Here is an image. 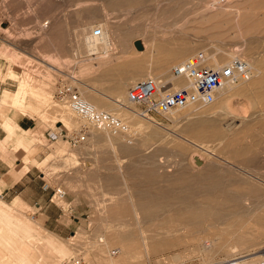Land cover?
<instances>
[{"label": "rangeland", "instance_id": "1", "mask_svg": "<svg viewBox=\"0 0 264 264\" xmlns=\"http://www.w3.org/2000/svg\"><path fill=\"white\" fill-rule=\"evenodd\" d=\"M110 1L0 0V24L4 29L8 28L5 37L9 41V45L0 51V57L9 61L10 69L14 67L15 73L21 68L26 77L32 78V74L40 76V80L21 81L20 97H12V108L20 110L26 104L28 96L39 95L44 113L37 115L45 127L50 129L49 132H56V127L61 126V123L57 126L55 123L59 121L70 130L77 128L78 119L67 105L55 99L58 80L68 74L78 80L77 88L84 100L98 110L110 112L127 123L131 130L130 134L116 137H108L93 130L88 142L78 149L71 148L64 140L50 142L42 137L38 142V148L40 146L42 149L37 154V162L41 163L33 160L24 162L29 167L35 166L38 172L44 174L47 186L66 191V199L58 200L55 197L52 200V204L63 215L62 222H73L69 209L71 202H74L73 206L83 204L84 209L81 210L83 214L77 215L79 219L75 220L72 233L69 230L55 233L45 225L46 218L39 215L36 208L18 202V208L24 216L38 223L36 227L26 221L27 228L32 230L34 226L37 237L50 235L59 243L54 245L51 240H40L35 244L36 250H40L42 255L49 254L47 264H72L77 260L81 264H105V255L120 250L116 242L129 243L135 250V260L126 264H139L143 261L145 264H221L228 259L233 246L236 248V258H241V261L258 256L264 258V0ZM177 12L183 13L175 16ZM45 22H49V25L44 27ZM103 25H108L111 30H122L121 34L128 40L130 47L133 49L139 48L138 45L145 46L141 48H146L145 54L138 55L137 52L130 51L129 54L116 56L114 52L109 59L104 58L103 54L94 57L82 54V40L78 34L84 30L92 32L95 28L101 29ZM184 44H188L190 49L180 52L177 59L174 51L169 53L163 50L164 46ZM223 51L241 52L246 57L257 58V68L262 71L261 76L251 82L252 85H248V90L229 101L219 98L212 105L192 107V110L187 108L168 119L155 116L153 121H148L139 119L133 111L123 110L119 104L102 96L105 94L113 101L119 100L121 104H125L128 89L135 84L129 81L137 64H141L138 69L151 66L154 74H157L155 67L169 64L166 74L171 79L172 68L190 57H195L201 63L208 60L213 66L214 59L220 66H224L236 58L225 57ZM11 78L16 80L17 76L11 75ZM161 80L165 81L164 78ZM119 87L123 88V99L117 97L116 91L121 89ZM12 89L15 91L16 87ZM21 97H24L23 103L18 102ZM111 107H114L113 112L109 111ZM200 115L203 116L201 119ZM214 117L222 118V121L218 120L220 129L225 132L222 139L225 140L224 144L222 140L213 139L210 134L212 129L201 128L199 124V120L206 118L211 123ZM188 120L191 121L187 125ZM9 130L11 131L10 126ZM180 131L185 132L181 135ZM229 145L232 149L236 148L230 150ZM16 150L17 148L12 153L19 159L22 153ZM200 154L202 159L199 158ZM85 156L90 157L85 159ZM193 158L194 160H189ZM195 159L201 165L195 164ZM79 170L85 173L97 170L100 175L98 179L102 183L96 188L79 192L80 188L75 183L79 178L72 176ZM198 180H201V184ZM182 188L187 190L182 191ZM205 188L212 192L204 190ZM166 189L167 193L175 191L172 192L173 201L172 194L166 197ZM202 189L212 195L207 196ZM150 190H153L152 193L156 192V197ZM186 191L188 192L185 193ZM163 192L166 196H162ZM182 193L187 200L181 196ZM186 194L200 198H190ZM150 196H154V199H149ZM165 197L171 198L169 203L165 202H168ZM190 199L194 201L190 202ZM199 199L204 208L209 202L207 210H211L199 208L196 202ZM203 199L205 201L201 202ZM12 202L0 197V205H12ZM195 202L197 205L193 204ZM188 207L196 209V212ZM189 212L193 215L197 213L194 215L197 217L206 215V218L202 217L204 221H201L198 217L197 220L191 213V216L188 215ZM198 212H202V215ZM209 212L212 213L210 217ZM213 214L215 218L211 219ZM151 220L155 221L150 223ZM159 221L165 224L162 228L163 238L173 246L165 251L156 247L160 246L159 239L153 238V231L158 227ZM163 230L173 233H169V236ZM104 236L110 245L108 254L101 253L99 249L104 243H99L98 239ZM2 240L0 247L3 249V244L11 247L12 251L21 245L19 241L20 245L18 243L19 246H15L17 238L10 240V243L4 238ZM209 244L212 250L210 256L203 251ZM64 247L67 249L66 253ZM5 254H0V261L1 255ZM263 258L258 263L263 264Z\"/></svg>", "mask_w": 264, "mask_h": 264}, {"label": "crops", "instance_id": "2", "mask_svg": "<svg viewBox=\"0 0 264 264\" xmlns=\"http://www.w3.org/2000/svg\"><path fill=\"white\" fill-rule=\"evenodd\" d=\"M7 29H4L0 24V51L4 46L9 45V41L5 37ZM13 70L14 67L10 69L9 61L0 57V197L13 201L12 205H0V240L3 243L2 239L4 238L7 243H10V240L17 238L14 241L15 246L20 245L19 241L21 245L12 251L10 250L11 247L3 244L4 249L2 246L0 247V254L4 252L6 254L1 255L0 264H47L49 254L42 255L40 250H36L37 245L35 244L40 240H51L54 245H59V243L50 235L37 237L34 226L37 227L38 223L24 216L18 208V202H23L27 207L36 208L39 215L41 214L46 218L45 225L55 233H63L66 230L72 233L75 228V220L79 219L77 215L83 214L81 210L84 209V206L83 204L73 206L74 202H71L69 209L73 222L70 224L63 223V215L50 199L51 192H45L43 189L44 174L38 172L35 166L29 167L24 162L25 160L37 162L39 157L37 154L42 149L40 146L38 148V142L42 137L50 141L47 137L50 129L45 127L37 115L44 113L39 95L28 96L26 104H23L20 110L12 108V97L14 95L20 97L19 85L21 81L40 80V76L37 74H32V78L24 76L21 68L17 73ZM11 75H16L17 79L14 80ZM14 87H16L15 91L12 89ZM104 97L110 99V96L105 95ZM23 99L24 97H21L18 102H22ZM60 123L62 124L61 121L56 122L55 125ZM16 148V152L22 153V157L19 159L12 153ZM89 157L85 156V159H89ZM72 176L79 178L75 180L76 186L80 188L79 192H84L87 188H96L102 183L98 179L100 175L97 170H90L86 173L79 170ZM26 221H30L34 225L32 230L27 228ZM1 250L5 251L2 252ZM66 251L67 249L64 247V253Z\"/></svg>", "mask_w": 264, "mask_h": 264}, {"label": "built area", "instance_id": "3", "mask_svg": "<svg viewBox=\"0 0 264 264\" xmlns=\"http://www.w3.org/2000/svg\"><path fill=\"white\" fill-rule=\"evenodd\" d=\"M94 36L102 35L100 28H95ZM249 65L241 59H233L229 64L207 70L203 64L194 59L187 60L172 68L171 74L175 79H182L186 85L180 88L166 89L162 80L147 78L132 85L127 92L128 101L134 115L143 120H154L155 116L164 119L174 113L189 107L208 106L215 103L216 94L229 84H236L249 79ZM75 76L65 74L58 80L55 99L68 106L78 119L79 126L68 129L64 124L57 131L49 132L47 137L51 142L66 141L73 149H78L88 142L92 131H99L108 137L130 134V126L110 112L98 110L85 101L78 88ZM45 192H51V200L57 197L66 199V191L54 190L44 184ZM116 255V252H113ZM264 264V258L262 260ZM72 264H81L77 260ZM232 264H237L234 262Z\"/></svg>", "mask_w": 264, "mask_h": 264}, {"label": "bare ground", "instance_id": "4", "mask_svg": "<svg viewBox=\"0 0 264 264\" xmlns=\"http://www.w3.org/2000/svg\"><path fill=\"white\" fill-rule=\"evenodd\" d=\"M112 1V0H111ZM110 1V2H111ZM135 1V0H134ZM144 1H146V0H144ZM131 2V1H130ZM182 4H184V3H182ZM121 5H123V4H121ZM128 5H130V3L128 4ZM133 5V4H132ZM166 5V4H165ZM115 6V5H114ZM167 6V5H166ZM122 7H124V5L122 6ZM170 7V6H169ZM120 8V7H119ZM118 8V9H119ZM179 8V7H178ZM146 9V8H145ZM171 9V8H170ZM115 10V9H114ZM166 10V9H165ZM177 11V10H176ZM180 11H182V10H180ZM180 13H183V12H177V13H175V16L177 15H179L180 16ZM167 14V13H166ZM168 15V14H167ZM169 15H170V13H169ZM182 15V14H181ZM186 15V14H185ZM174 17V16H173ZM163 18V17H162ZM169 19H170V17H169ZM236 19V18H235ZM135 20V19H134ZM164 21V20H163ZM166 21V20H165ZM167 22V21H166ZM165 22V23H166ZM47 25H49V22H45L44 23V27L45 26H47ZM169 25V24H168ZM108 25H103V26H101V30H102V35L101 36H99V37H96V36H94V34H93V32H94V30L92 31V32H86L85 30L83 31V32H81V33H79L78 34V37L82 40V54H84V55H86L87 57H94V56H99V55H101V54H103L104 55V58H107V59H109V58H112L111 56H112V54L111 53H116V56L117 55H122V54H129L130 53V51H135V52H137L138 53V55H139V53H141V54H143L144 52H145V49L146 48H144V50L143 49H141L142 47H145V46H142V45H138L139 46V48L138 47H134L133 49L130 47V44L128 43V40H126V38L125 37H123V33L121 34V31L122 30H120V29H118V28H115V29H113V30H111V29H109L108 27H107ZM91 27V26H90ZM89 30V29H88ZM130 32V31H129ZM126 33H128V32H126ZM131 34V33H130ZM125 35V34H124ZM129 35V34H128ZM165 42V41H164ZM177 42H180V41H177ZM162 43V42H161ZM220 43H221V41H220ZM177 45H178V43H177ZM177 45H168L167 47H163L164 49V51L165 52H172V51H174L175 52V54H174V57H175V59H177L178 58V55H179V53L180 52H184V51H186V50H188V49H190V47H189V45L188 44H184V45H182V46H177ZM217 50V49H216ZM217 51H220V49H218ZM178 52V53H177ZM189 52V51H188ZM192 52V51H191ZM223 53H224V56L226 57V56H228V57H230V58H234V57H236V58H234V59H241L242 61H244V62H246L248 65H249V71H250V73H249V79L248 80H243V81H241V82H239V83H236V84H229V85H227V86H225L221 91H219L217 94H216V100L215 101H217L219 98H224V100H226V101H229L232 97H234V96H237V95H240V94H242L244 91H246V89L248 90V85H252V84H250L251 82H253L257 77H260L261 76V74H262V71L260 70V69H258L257 68V58L256 59H254V58H249V57H246V56H244L241 52L240 53H238V52H229V51H223ZM145 54V53H144ZM181 54V53H180ZM118 58V57H117ZM143 58V57H142ZM194 59H196L195 57H190V58H188L187 60H194ZM117 60V59H116ZM186 60V61H187ZM198 60V59H197ZM233 60V59H232ZM231 60V61H232ZM110 61H112V60H110ZM198 61H200V60H198ZM211 61V60H210ZM213 61V60H212ZM211 61V62H212ZM230 61V62H231ZM106 62V61H105ZM108 62V61H107ZM214 66L213 65H211L210 63H209V61L207 60V61H204L202 64L204 65H206L204 68L205 69H207V70H210V69H215V68H217V67H221L220 66V64H218V62H217V60H215L214 59ZM229 62V63H230ZM228 63V64H229ZM141 65V64H140ZM140 65H138L137 64V69H136V71H134L132 74V77L130 78V81L129 82H131V83H136L138 80H140V79H147V78H156V79H158V80H161L162 78H164L165 79V81L164 80H162V82L166 85V89H169L171 86L173 87V88H180V87H182V86H184V85H186V82L184 81V80H182V79H175V78H171V79H168V76H167V74H166V72H168V70H169V67H168V65L169 64H160V65H158L157 67H155V69H156V73L157 74H154L155 72L153 71V68H151V66H148V67H143V68H139L138 69V67L140 66ZM172 75V74H171ZM257 75V76H256ZM256 76V77H255ZM173 77V76H172ZM261 83V82H260ZM130 85V84H129ZM256 85V84H255ZM254 85V86H255ZM125 86H128V85H125ZM253 86V87H254ZM252 87V86H251ZM119 88H121V87H119ZM119 88H118V90H119ZM126 88V87H125ZM122 89V90H121ZM120 89V91H116V93L118 94V98L119 99H123L124 98V92H122L123 91V88H121ZM117 90V89H116ZM126 90V89H125ZM115 92V91H114ZM81 94V93H80ZM218 95V96H217ZM82 96V95H81ZM102 96H105V94H102ZM108 98V97H107ZM109 99V98H108ZM110 100L113 102V103H117V104H119L118 106H120V108L121 109H123V110H128V111H130V112H132V107H131V105H130V103H129V101H128V98L126 99V102H125V104H121V101H119V100H117V101H113L111 98H110ZM86 101V100H85ZM89 103V102H88ZM214 104V103H213ZM263 104V103H262ZM92 105V104H91ZM200 107H202V106H200ZM199 107V108H200ZM199 108H197V109H199ZM108 109V108H107ZM112 109H114V107H111V110H109V111H112L113 112V110ZM194 109V108H193ZM197 109H195V110H197ZM187 110H192V107H189ZM180 112V111H179ZM132 114V113H131ZM190 114V113H189ZM173 115H175V113L173 114ZM172 115V116H173ZM196 115V114H195ZM177 117V116H176ZM199 117V116H198ZM203 117V116H202ZM201 117V115H200V119L202 118ZM196 118V117H195ZM198 118V119H199ZM213 118V117H212ZM211 118V119H212ZM216 118H218V119H220L221 121H222V118H219V117H216ZM197 119V118H196ZM218 119H215V117H214V120H211L212 122L210 123V122H207V118H206V120H199V122H201V123H199L200 124V126H201V128H210V129H212V131H211V136L213 137V139H216V140H222V139H224V137H225V132L223 131V130H221L220 129V125H219V120ZM175 120V119H174ZM179 120V119H178ZM185 120V119H184ZM149 121V120H148ZM153 121V120H152ZM187 121V120H186ZM191 121V120H190ZM189 120H188V122H187V125H188V123L190 122ZM194 121H196L197 122V120H194ZM209 121V120H208ZM220 121V122H221ZM180 122V121H179ZM179 122H177V123H179ZM185 122V121H184ZM195 122V123H196ZM192 123V122H191ZM190 123V124H191ZM186 124V123H185ZM193 124V123H192ZM191 124V125H192ZM152 126H153V124H151ZM184 125V124H183ZM180 126V125H179ZM154 127H155V125H154ZM183 127V126H182ZM222 127V126H221ZM151 128V127H150ZM149 128V129H150ZM156 128H157V126H156ZM184 128H185V126H184ZM194 128H196V127H194ZM224 128V127H223ZM151 129H154L153 127L151 128ZM188 129H190V128H188ZM188 129H186V130H188ZM198 129V128H197ZM184 130V129H183ZM192 130V129H191ZM199 130V129H198ZM157 131V130H156ZM193 131V130H192ZM197 131V130H196ZM151 132V131H150ZM183 131H180V133H181V135L185 132H183ZM190 132V131H189ZM201 132V131H200ZM199 131H198V133H200ZM203 132V131H202ZM206 132V131H205ZM204 132V133H205ZM157 133H158V131H157ZM189 134V133H188ZM151 135V134H150ZM155 135V134H154ZM159 135V134H158ZM180 135V136H181ZM190 136H192L191 135V133H190ZM205 136H207V135H204V137ZM210 136V135H209ZM193 137H194V135H193ZM198 137V136H197ZM197 137H195V138H197ZM236 137L237 136H235V139H236ZM195 138H194V140H195ZM230 138V137H229ZM200 139V138H199ZM210 139H212V138H210ZM209 138H208V140H210ZM226 139V138H225ZM231 139V138H230ZM197 140V139H196ZM207 140V141H208ZM215 140V141H216ZM181 141V140H180ZM207 141H202V142H207ZM225 142V140H222V142ZM237 141V140H236ZM213 142V145H214V141H212ZM218 142V141H217ZM224 142H223V144H224ZM238 142V141H237ZM201 143V142H200ZM220 143V142H219ZM227 143H230V142H227ZM226 143V144H227ZM239 143V142H238ZM209 144V143H208ZM208 144H207V146H208ZM234 144H235V141H234ZM240 144H241V142H240ZM233 145V144H232ZM243 145V144H242ZM242 145H241V147H242ZM250 145V144H249ZM206 146V147H207ZM216 146V145H215ZM222 146V144H220V147ZM230 146V145H229ZM211 147V146H210ZM214 147V146H213ZM219 147V146H218ZM226 147H227V145H226ZM232 146H230V150L232 149L231 148ZM216 148V147H215ZM214 148V149H215ZM236 148V147H235ZM235 148H233V149H235ZM240 148V147H239ZM247 148V147H246ZM251 148H252V146H251ZM208 149H210V148H208ZM212 149V148H211ZM217 149V148H216ZM215 149V150H216ZM229 149V148H228ZM232 149V150H233ZM244 149V148H243ZM253 149V148H252ZM218 150V149H217ZM251 150V149H250ZM211 151V150H210ZM221 151V150H220ZM246 151H247V149H246ZM174 152V151H173ZM185 152V151H184ZM188 152V151H187ZM190 152V151H189ZM217 152V151H216ZM226 152H228L227 150H226ZM232 152V151H231ZM238 152V151H237ZM244 152V151H243ZM194 153H196V152H194ZM219 153V152H218ZM223 153V152H222ZM230 153V152H229ZM235 153V152H234ZM234 153H233V156H234ZM188 154V153H187ZM240 154V153H239ZM178 155V154H177ZM180 155V154H179ZM197 155V154H196ZM236 155H237V153H236ZM182 156H184V155H182ZM193 156H195V154L193 155ZM192 156V157H193ZM199 156V155H198ZM201 156V157H200ZM200 156H199V158L200 159H202V155L200 154ZM180 158V157H179ZM182 158V157H181ZM178 159V158H177ZM188 159V158H187ZM189 160H194V158L193 159H189ZM188 160V161H189ZM196 160H198V159H195V164L196 163H199L198 161H196ZM199 161H201V160H199ZM176 162V161H175ZM186 162V161H185ZM184 162V163H185ZM206 162V161H205ZM209 162H211V161H209ZM193 163V165H195ZM212 163V162H211ZM200 164V163H199ZM208 164V163H207ZM210 164V163H209ZM208 164V165H209ZM175 165V164H174ZM176 165H178L177 164V162H176ZM175 165V166H176ZM187 165H189V163L187 164ZM192 165V166H193ZM201 165V164H200ZM203 165H205V164H203ZM207 165V167H209ZM212 166V165H211ZM210 166V167H211ZM216 166V165H215ZM197 167H199V166H197ZM206 167V166H205ZM185 168H186V166H185ZM191 168V167H190ZM204 168V167H203ZM187 170L189 169V168H186ZM203 170V169H202ZM205 171H206V169H205ZM190 172V171H189ZM186 175V174H185ZM190 175V174H189ZM199 174L197 173V176H198ZM205 177V176H204ZM203 177V178H204ZM222 177V176H221ZM197 178V177H196ZM219 178V177H218ZM216 179V178H215ZM215 179H213V181L215 180ZM182 180V179H181ZM180 180V181H181ZM185 180V179H184ZM197 181V180H196ZM201 181V180H200ZM199 180H198V182H200ZM218 181H219V179H218ZM197 182V183H198ZM202 183H205V182H203L202 181ZM200 184H201V182H200ZM221 185H223V183L221 182L220 183ZM206 185V184H205ZM208 185V184H207ZM217 185V184H216ZM234 185V184H233ZM202 186H204V184H202ZM212 186H214V185H212ZM218 186V185H217ZM227 186H228V184H227ZM188 186H186V188H187ZM211 186L209 185V188H210ZM186 188H182V189H184V190H182V191H185V189ZM198 188V187H197ZM202 188V187H201ZM219 189L221 188V187H218ZM167 189H170V188H167ZM167 189L166 190H164V192L166 193V195H164L165 193L163 192L162 193V196L164 195V196H166V197H168V196H170L171 194H172V196H171V198H169V199H171V201H173V193L175 192L174 190L172 191L171 190V192H169V193H167L166 191H167ZM188 189V188H187ZM186 189V190H187ZM189 189H191L190 188V186H189ZM192 189H193V187H192ZM213 189V188H212ZM226 189V188H225ZM195 190V189H194ZM193 190V191H194ZM201 190V189H200ZM204 190H207V188H205ZM204 190L202 189V191L204 192ZM210 191H211V189H209ZM209 190H207V191H209ZM218 190V189H217ZM229 190V189H228ZM134 191H136V190H134ZM138 191V190H137ZM151 191V190H150ZM149 191V192H150ZM153 191V190H152ZM152 191L150 192L151 194H155V193H152ZM168 191H170V190H168ZM198 191V190H197ZM158 192V191H157ZM161 192V191H160ZM173 192V193H172ZM179 192V191H178ZM188 191H186L185 193H187ZM190 192L192 193V191L190 190ZM212 192V191H211ZM222 192V191H221ZM224 193H226V191H223ZM149 193V194H150ZM181 193V192H180ZM194 193V192H193ZM192 193V194H193ZM204 193H206V191L204 192ZM208 193V192H207ZM206 193V194H207ZM200 194V193H199ZM205 194V195H206ZM216 194V193H215ZM220 194V193H219ZM147 195H148V193H147ZM158 195H160V194H158ZM183 195V193L181 194V196ZM187 195V194H186ZM189 195V194H188ZM187 195V196H188ZM195 195V194H194ZM212 195V194H211ZM210 195V193L209 194H207V196H211ZM229 195H231L230 193H229ZM155 196V195H154ZM154 196H150L149 197V199L150 198H153ZM185 196V194L183 195V197ZM186 196V197H187ZM190 196V198H192L191 197V195H189ZM200 196V195H199ZM204 196V195H203ZM202 196V197H203ZM215 196V195H214ZM223 196V195H222ZM227 195H225V197H226ZM156 197V196H155ZM159 197H161V195L159 196ZM165 197V198H166ZM200 198V197H198V196H196L195 195V197H193V198ZM201 197V198H202ZM206 197V196H205ZM161 198H163V197H161ZM177 198V197H176ZM181 198V197H180ZM185 198V197H184ZM154 199V198H153ZM152 199V200H153ZM167 199V198H166ZM169 199H167L168 200V202L167 201H165V200H163V202L165 201L166 203H169ZM186 199V198H185ZM184 199V200H185ZM189 199V198H188ZM206 199V198H205ZM210 199V198H209ZM214 199V198H213ZM225 199V198H224ZM237 199V198H236ZM59 200V199H58ZM144 200H146V199H144ZM162 200V199H161ZM182 200V199H181ZM187 200V199H186ZM193 201H194V199H192ZM191 199L189 200L190 202L192 201ZM196 200V199H195ZM207 201H209L208 199H206ZM216 200L218 201V199L216 198ZM160 201V200H159ZM176 201V200H175ZM179 201V200H178ZM205 200L203 199V200H201V202H204ZM220 201V200H219ZM222 201V200H221ZM149 202H152L153 203V201H150L149 200ZM156 202H158V199H157V201ZM162 202V201H161ZM182 202V201H181ZM180 202V203H181ZM196 202H198V205H197V203ZM195 203H193L194 205L196 204L197 206H199V208L201 207V209L202 208H204V207H202V206H204V205H201L199 202H200V199H199V201H196ZM155 203V202H154ZM182 203H184V201L182 202ZM206 203V202H205ZM204 203V204H205ZM217 203V202H216ZM225 203V202H224ZM170 204H171V202H170ZM191 204V203H190ZM201 206H200V205ZM212 204V203H211ZM165 205V204H164ZM191 206V205H190ZM206 206V205H205ZM207 206H209L210 207V205H209V202H208V205ZM207 206H206V208H204V209H206V211H208V210H211V209H209L208 208V210H207ZM213 206V208H215L214 207V204L212 205ZM167 207V206H166ZM222 207H223V205H222ZM189 208V207H188ZM188 208H186V209H188ZM192 208V207H191ZM195 208V207H194ZM190 209V208H189ZM188 209V210H189ZM191 211L193 210V209H190ZM196 209H194L193 211L194 212H196L195 211ZM214 210V209H213ZM182 211V210H181ZM181 211H179L178 210V212H181ZM192 211V212H193ZM197 211H199L198 209H197ZM201 211V210H200ZM177 212V213H178ZM183 212V211H182ZM192 212H189V214L188 215H190V213H191V215H193L192 214ZM202 212H204V211H202ZM202 212H198V214H201ZM213 212V211H212ZM152 213V212H151ZM206 213V212H205ZM208 213V212H207ZM206 213V214H207ZM210 213V212H209ZM214 213V212H213ZM183 214H186L185 212L183 213ZM197 214V213H196ZM195 213H194V215H196ZM204 214V213H203ZM211 214L212 213H210V215H209V217L211 216ZM190 215V216H191ZM193 215V216H194ZM202 215V214H201ZM149 216H151V214H149ZM152 216H153V213H152ZM206 216V215H205ZM204 216V217H205ZM208 216V215H207ZM225 216V215H224ZM194 217H196L195 219H199L198 217H200V216H194ZM202 217H203V215H202ZM202 217H200L201 219V221H204V220H202ZM204 217H203V219H204ZM192 218V217H191ZM206 218V217H205ZM213 218H215V216H214V214H213V217L211 218V219H213ZM151 219H153L152 217H151ZM155 219V218H154ZM160 220H162L161 218H160ZM152 221V220H151ZM150 221V223H153L155 220H153L152 222ZM207 221H208V219H207ZM160 222V221H159ZM163 222V221H162ZM161 223V222H160ZM159 223V224H160ZM203 223V222H202ZM202 223H199V224H202ZM205 223V222H204ZM159 224L157 225L158 227H159ZM198 224V225H199ZM165 226V224H162L161 223V226L158 228V227H156L155 228V226H154V228H155V230H154V228H153V238H155V239H159V244L158 245H160V246H156V247H160L163 251H165V250H167L168 248H170V246L172 245V243L171 242H169L168 240L166 241V239L165 238H163V236H162V228H164V226ZM170 228V227H169ZM178 228V227H177ZM148 230V229H147ZM172 230V229H171ZM180 230V229H179ZM168 231V230H167ZM149 232H151V231H149ZM163 232L164 233H168V234H166V235H169V233H171V232H165L164 230H163ZM177 232H179L178 230H177ZM176 231L174 232V233H177ZM141 233V232H140ZM173 233V232H172ZM204 233V232H203ZM151 234V233H150ZM131 235H133V234H131ZM165 235V234H164ZM135 236V235H134ZM133 236V237H134ZM151 236V235H150ZM170 236V235H169ZM142 237H143V235H142ZM166 237V236H165ZM135 238V237H134ZM151 238V237H150ZM211 238V237H210ZM163 239H165L164 241H163ZM168 239H170V238H168ZM214 239V238H213ZM119 240V239H118ZM152 240V239H151ZM154 240V239H153ZM98 241H99V243H104V245H102V246H99V249L101 250V253H109L108 252V250H109V242L107 241V239H106V237L104 236V237H100L99 239H98ZM155 241H157L158 242V240H155ZM210 241H212V240H210ZM209 241V242H210ZM215 242H216V240H214ZM213 241V243H215ZM254 241H255V239H254ZM208 242V241H207ZM251 242V241H250ZM250 242H248L247 244H250ZM114 243V242H113ZM153 243V242H152ZM212 243V244H213ZM219 243V242H218ZM155 244V243H154ZM208 244V243H207ZM116 245L117 246H119V251L117 252V251H113V252H116V255H113V252H111L110 254H108V255H105L104 257V259H105V264H126V263H131V261H132V259H134L133 258V256H134V248H133V246L131 245V244H129V243H122V242H116ZM173 245H176V244H173ZM200 245V244H199ZM218 245V244H217ZM201 246V245H200ZM239 246V245H238ZM241 246V245H240ZM98 247V246H97ZM171 247H173V246H171ZM155 248V247H154ZM200 248V247H199ZM214 248V247H213ZM160 249V250H161ZM206 254H209L212 250H211V245L209 244V245H207V246H205L204 247V250H203ZM214 252H215V250H213ZM214 252H212V253H214ZM229 252V251H228ZM120 254V255H119ZM117 255H119V256H117ZM211 254H209V256H210ZM236 255H237V253H236V248H235V246H233L232 248H231V250H230V253H229V255H228V259L227 260H225L224 262H221V264H232V263H234V262H237V264H260V263H258L259 262V260L261 259V258H263V257H261V256H258V257H254V258H252V259H246V260H244V261H241V258H236ZM113 256H117V257H115V258H113ZM208 256V255H207ZM227 256V255H226ZM178 258V257H177ZM243 258H247V257H243ZM135 260V259H134ZM174 261H178V260H175L174 259ZM104 262V261H103ZM144 262V261H143ZM142 262V263H143ZM262 262V261H261ZM142 263H139V264H142ZM136 264H138V263H136ZM143 264H145V263H143Z\"/></svg>", "mask_w": 264, "mask_h": 264}]
</instances>
